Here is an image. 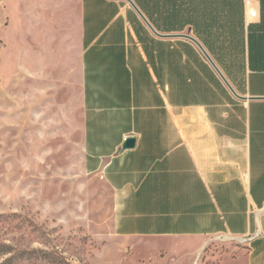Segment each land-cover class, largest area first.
<instances>
[{"label":"crops","instance_id":"crops-1","mask_svg":"<svg viewBox=\"0 0 264 264\" xmlns=\"http://www.w3.org/2000/svg\"><path fill=\"white\" fill-rule=\"evenodd\" d=\"M151 20L160 36L124 0H0V87L38 143L79 137L116 236L225 238L228 264H264V0L236 35Z\"/></svg>","mask_w":264,"mask_h":264},{"label":"rangeland","instance_id":"rangeland-1","mask_svg":"<svg viewBox=\"0 0 264 264\" xmlns=\"http://www.w3.org/2000/svg\"><path fill=\"white\" fill-rule=\"evenodd\" d=\"M11 80L8 81L10 83ZM20 96L0 87V264H228L225 238H122L111 194L80 165L79 137L38 143Z\"/></svg>","mask_w":264,"mask_h":264},{"label":"trees","instance_id":"trees-1","mask_svg":"<svg viewBox=\"0 0 264 264\" xmlns=\"http://www.w3.org/2000/svg\"><path fill=\"white\" fill-rule=\"evenodd\" d=\"M149 23L169 28L189 25L196 35L210 38L236 35L242 23L243 0H133Z\"/></svg>","mask_w":264,"mask_h":264},{"label":"water","instance_id":"water-1","mask_svg":"<svg viewBox=\"0 0 264 264\" xmlns=\"http://www.w3.org/2000/svg\"><path fill=\"white\" fill-rule=\"evenodd\" d=\"M126 1L133 9L134 11L137 13V15L139 16V18L142 20V22L146 25V27L155 35L160 36L155 30L154 28L151 26V24L149 23V21L146 19V17L143 15V13L140 11V9L136 6V4L133 2V0H124ZM184 37L192 40L194 43L197 44V46L201 49V51L203 52V54L205 55V57L208 59V61L213 65V67L216 69V71L220 74V76L222 77V79L224 80V82L226 83V85L230 88L229 84L227 83V81L224 79V77L221 75V73L219 72V70L216 68V66L213 64V62L211 61V59L209 58L208 54L205 52V50L202 48V46L191 36H187L185 35ZM231 89V88H230ZM135 140L134 139H128L124 145V148H132L134 146Z\"/></svg>","mask_w":264,"mask_h":264},{"label":"built area","instance_id":"built-area-1","mask_svg":"<svg viewBox=\"0 0 264 264\" xmlns=\"http://www.w3.org/2000/svg\"><path fill=\"white\" fill-rule=\"evenodd\" d=\"M247 5H248V10H249V16L251 18H254L256 16V9H254L252 5L249 4V2H247Z\"/></svg>","mask_w":264,"mask_h":264}]
</instances>
